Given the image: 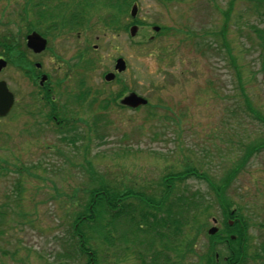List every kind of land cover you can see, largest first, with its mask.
<instances>
[{
  "label": "rangeland",
  "instance_id": "374dc122",
  "mask_svg": "<svg viewBox=\"0 0 264 264\" xmlns=\"http://www.w3.org/2000/svg\"><path fill=\"white\" fill-rule=\"evenodd\" d=\"M67 1L0 0V52L9 40L29 53L25 36L35 31L48 40L51 53L45 55L61 57L56 77L61 79L72 66L74 77L85 75L82 88L91 91L78 108L70 101L77 89L70 91L72 86L62 83L57 90L59 105L68 101L77 121L74 147L62 141L66 135L54 124L44 123L45 109L29 99L32 88L17 63L11 60L0 72L15 95L12 113L0 120V264H85L72 251V226L76 212L88 206L92 183L100 181L155 202L163 200L170 186L172 208L192 217L177 238L167 239V250L157 244V257L145 242L124 245L120 234L129 227L118 220L111 245L95 246L102 263H164L169 257L174 264H197L211 244L208 229L226 235L216 186L240 165L247 149L264 143V50L251 32L264 26V8L256 9L255 0H233L231 7L232 0H135L111 30L101 21L108 14L105 1L88 0L89 29L73 31L67 25L56 32L61 30L58 19L69 17L60 16ZM133 5L137 11L130 18ZM47 7L55 18L46 24L38 15ZM133 21L138 30L130 37ZM48 25L54 29L46 30ZM222 26L226 47L208 36L211 50L201 54L185 39L190 31L201 35ZM153 27L160 30L155 33ZM161 30L165 32L159 34ZM82 50L89 63L84 71L72 65H80L76 57ZM117 59L125 62L122 72L114 69ZM53 61L45 60L55 67ZM109 73L116 80L104 82ZM129 92L148 103L135 110L120 107L119 99ZM93 120L96 127L89 132L83 122L91 125ZM87 132L91 139L81 141ZM191 171L199 178L184 177ZM221 195L231 210L238 208L237 218L247 228L254 250L248 251L247 264H264V147L248 157ZM88 232V243L94 244L97 234ZM217 249L227 252L224 244ZM113 252L119 253L116 263Z\"/></svg>",
  "mask_w": 264,
  "mask_h": 264
},
{
  "label": "trees",
  "instance_id": "16d2710c",
  "mask_svg": "<svg viewBox=\"0 0 264 264\" xmlns=\"http://www.w3.org/2000/svg\"><path fill=\"white\" fill-rule=\"evenodd\" d=\"M73 1L75 0H69L65 3H62L63 11L61 12L62 15L60 16L67 15L69 17L67 18L66 16H63L61 17L62 19H58L60 20L61 30L56 29V32H62V30H64V28L62 27H65L67 25L72 27L73 31L77 27L89 29V23L91 21V14L89 12L91 11V9H89L88 5H92V1L87 5V7H84V2H88V0H76V2ZM104 1L108 5L107 6L108 14L101 21L106 25L107 28L111 30L116 29V25L117 24L119 25V18L127 14L128 12L127 6L135 2V0H104ZM165 1L174 2V1H182V0H165ZM232 3L233 0L230 2L229 7L232 6ZM255 3H256V9L264 8V0H255ZM62 4L59 2V6ZM46 5L47 4H44V6ZM262 14L264 15V12ZM19 17L20 20H23L22 15H20ZM38 17L41 18L42 22L46 24L48 23V21L54 22V20H50V19L55 18L49 15L48 7L46 11H42L41 15H38ZM38 27L39 26H37V28ZM44 27L46 30L54 29V27L50 25ZM223 27L224 26H222L217 31L208 32L204 30L201 35L193 31H190L187 33L185 39L190 42V45H194L195 48L201 52V54H204V50L206 51L211 50L210 49L211 43L209 44V42L207 41L205 42V39H207L208 36L213 38V41H215L216 43L219 42V45L221 47L222 46L226 47V44L224 42ZM163 30H167V29L164 28ZM169 30L170 29L168 28L167 32ZM31 31L32 30H30V32ZM164 32L161 30L159 34ZM251 32L258 40L259 47L263 48L264 50V26L260 29L253 28ZM18 47L19 45L16 42L12 43L9 40H6V42L2 44L1 47L2 52H0V55L3 56L6 60H8V62L11 63L12 60V62L17 63L16 68H18V66L20 67L21 64H23L22 61L26 55V52L23 51V49L22 51L20 49L17 50ZM227 53L229 56L228 51ZM262 58H264V55L262 56ZM70 101L73 103V105H77L76 107L78 108H83L84 106L83 102L79 99L77 93L76 95L74 94L72 96ZM107 105H105L104 109L107 108ZM85 106L86 109L87 108L90 109L89 105H85ZM100 108L102 109L103 105ZM61 117L63 118L59 119L58 122L59 126L57 127L58 129L57 132L64 133L66 135L63 140L61 139L63 142H66L69 145L72 144L75 147L79 142L78 128L76 126L77 121L73 120L70 122V119L67 118L68 117L67 111H64ZM67 120H69V122ZM94 121L97 122L96 120H93V123L91 125H88L84 121L83 126L87 127L88 128L87 130L91 132V130L93 131V129H95L96 127V123ZM88 135H89L88 132L87 134H84L81 137V141L83 140L85 142H88L91 139L90 137H88ZM261 147H264V143L258 144L256 146L251 147L250 149H247L240 165L235 168L233 167V169L229 170L227 174L224 176L223 181L220 184H218L219 187L216 186L217 190L214 189L216 190L215 192L216 196H218L219 198V204L224 217L225 226L223 229L226 231V235L223 236L222 231L219 230L215 235L209 236V240L211 244L209 245L208 252L203 257V259L199 258L200 260L197 262V264H247L248 263V251L250 250L251 252H254V250L250 247L248 242L249 239L247 234V228L244 225V223H242V220L237 218L238 208H236L235 213L232 215L230 212L232 211L231 207L233 205L230 206L227 203L221 202L222 200L221 193H222V189H225L230 185L231 179H233V177H235V175H237V173L241 170L244 162L248 160V157L255 150H258ZM192 171L191 174L189 173L184 177L187 178L194 176L195 178H199V176L196 175L195 173H192ZM181 180L182 178H179L178 181ZM92 185L95 186L93 187V189L89 191L88 206L85 207V210L81 212H76L72 226L73 227L72 239L75 240L72 251L75 255L79 254L82 258H84L86 260L85 264H104L102 263L103 259L100 258L101 255L99 256L97 253L98 250L96 248L99 247H95V246H100L102 248L103 245H109V246L111 245L110 242V238L112 237L111 233L115 232L114 230H115L116 222L118 220H120L122 223H124V225L129 227L120 234V241L124 240L125 242H127V244L123 243L124 245H131V246L139 243L143 245V242H145L146 246L151 245L150 255L152 256L154 255L155 257L156 254L159 252L158 250L157 251L155 250V247L160 249L159 246H161L167 250L169 248V246L167 245L168 242L167 239L170 240L173 238H177L176 234L177 233L180 234L179 230H181L180 229L181 225H183V227L188 226L189 220L192 218V217L191 218L186 217V214L184 213L183 210L177 212V210L175 211L172 208L173 201H170V192H171L170 186H167L166 196L162 197L163 200L160 202H155L153 200H146L147 198H143L144 195H141L139 193L136 194L135 191L133 192L129 188H125V189L123 188V190H119V188H117L116 186L107 184L105 181L102 182L100 181L98 183L95 182V184L92 183ZM132 201H135L136 204H131ZM174 204L176 205V203ZM203 211L204 209L202 210L201 214L203 213ZM2 215L3 212L0 210V217ZM228 219L234 220V224L232 227L228 226L227 223ZM163 230L164 231L167 230L168 233L165 234ZM83 231H87V235L86 234L84 235L85 232ZM88 231L92 232L93 234L95 233L94 235L97 234L96 236L97 239L96 242H94V244L88 243V239H87L89 238ZM231 237L234 238L231 239ZM99 243H103V244L99 245ZM220 244H224L226 246L227 252L225 254H223L220 250L217 249V246ZM90 245H94V248L92 249L91 248L92 246ZM172 253H173V248H172ZM114 256L115 254L113 255V259H115V263H116L117 257ZM256 257H259V255H257ZM150 260H151V264H174L173 262H171L169 257L166 258L164 263H159L154 259H150Z\"/></svg>",
  "mask_w": 264,
  "mask_h": 264
},
{
  "label": "flooded vegetation",
  "instance_id": "af4514ba",
  "mask_svg": "<svg viewBox=\"0 0 264 264\" xmlns=\"http://www.w3.org/2000/svg\"><path fill=\"white\" fill-rule=\"evenodd\" d=\"M43 38L46 40V45H45L44 50L38 54H34L29 51L28 53L29 56H27V54L25 55L22 61L23 64H21L20 69H21L22 77L24 78L25 82L32 88L29 99L33 102L35 101L34 103L36 104H40L41 106L43 105L45 109V114L44 113L42 114L43 116L42 120L44 121L45 124L46 123L54 124L56 127H58L59 119L63 118L61 116L63 115L64 111L68 112L67 118L70 119V122L73 121L72 115H74L73 113L69 111L70 103L68 101H66L62 105H59L60 96H59V93H57V90L60 84L66 83L68 85H71L72 88H70V91L77 89L78 90L77 95L79 99L83 102V105L85 101L90 97L91 91L90 89L82 88L85 85V82H84L85 75H84V78H80L78 76L74 77L73 76L74 71H72V66H70L71 68L69 67L70 70L67 71V73H65L61 79L56 77V74H58V70L62 69L61 64L59 63V61L61 60V57L55 53L50 54V55H45L46 52L48 53V51H50V48L48 46L47 38L46 37H43ZM83 51L84 50L81 51V54L78 53L76 57V58H80L79 60H82V62L80 61V65H78L79 64L78 61H77L78 64L77 63L72 64L73 67H76V68L83 66L82 71H84L85 68L87 70L89 67L88 60L86 61L83 60L85 56V52ZM51 58L54 59L52 64L55 65V67L45 62L46 59L51 60ZM3 59L5 58L3 57ZM6 61H7L6 62L7 63L6 66H7L9 62L8 60ZM73 80H74V83H73ZM115 80H116V77L114 76L112 80L106 81V82L111 83ZM75 85H77V87H75ZM66 95H68V93H66ZM71 97H72V94H71ZM14 104H15V95H14V103H13L12 109L10 110L9 114L6 117H8L10 113L12 112L14 108ZM1 119L3 118H0V120ZM67 121L69 122V120Z\"/></svg>",
  "mask_w": 264,
  "mask_h": 264
},
{
  "label": "water",
  "instance_id": "95a60500",
  "mask_svg": "<svg viewBox=\"0 0 264 264\" xmlns=\"http://www.w3.org/2000/svg\"><path fill=\"white\" fill-rule=\"evenodd\" d=\"M137 8L135 5L132 6L130 11V16L132 18L136 15ZM159 29L157 27L153 28V31L157 32ZM137 32V27L132 26L129 30V34L131 37H133ZM46 41L37 33L32 32L31 34L26 36V47L31 50L33 53L38 54L42 52L45 48ZM6 62L2 59H0V71L5 67ZM114 69L117 72H122L125 69V62L122 59H118L115 63ZM114 77L113 74H107L105 75L104 79L106 81L112 80ZM121 105L135 109L140 106H145L147 104V101L144 98H141L137 96L134 93H130L129 95L125 96L121 101ZM13 104V96L12 94L7 90L6 84L4 82H0V118L5 117ZM235 210L231 211V214H234ZM214 221V220H213ZM215 222V221H214ZM233 222H229V225H231ZM218 229L216 227H211L208 229L207 233L208 235L212 236L214 235ZM233 239V237H231Z\"/></svg>",
  "mask_w": 264,
  "mask_h": 264
}]
</instances>
